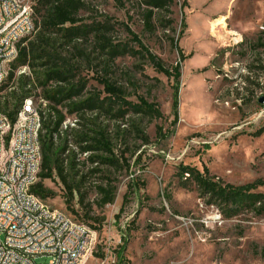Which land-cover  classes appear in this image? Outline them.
I'll list each match as a JSON object with an SVG mask.
<instances>
[{"label":"rangeland","instance_id":"obj_1","mask_svg":"<svg viewBox=\"0 0 264 264\" xmlns=\"http://www.w3.org/2000/svg\"><path fill=\"white\" fill-rule=\"evenodd\" d=\"M141 2L84 0L80 17L86 24L110 20L115 42L137 49L129 27L168 68L180 60L170 39L186 56L192 55L182 63L179 119L174 125L173 80L158 73L148 60L117 58L106 77L125 89L129 101L143 97L157 104L163 118L129 115L116 120L99 114L100 122L110 127L114 154L122 167L100 165L98 173L89 176L85 190L86 203L93 208L91 220L84 217L77 198L71 206L77 214L67 210L58 179L44 181L56 196L43 201L97 233L95 253H103L104 258L94 255L87 264H115L122 236L128 240L124 256L129 264H264V216L244 211L228 217L208 205L195 184L184 188L178 177L180 167H191L200 172L208 169L213 178L233 186L264 182V103L260 101L264 98V0H174L171 14H161L165 21L172 20V28L157 26L155 32L145 30ZM184 16L187 28L182 35ZM220 16L227 18L226 26L213 33L211 23ZM93 45L79 46L88 58L77 56L73 64L78 78L88 82V93H103L97 79L105 77V56L92 52ZM71 51L66 49L63 55L69 52L71 58ZM22 77L33 80L35 74L16 70L14 80L1 86H6L0 91L2 101L7 98L14 104L10 97L21 95ZM33 94L39 105L43 90L38 86ZM75 119L68 116L63 129L74 128ZM89 169L87 165L85 171ZM110 181L117 188L115 202L100 208L98 187ZM132 181L137 191L130 188ZM258 192L264 193V187ZM99 218L103 225L94 230Z\"/></svg>","mask_w":264,"mask_h":264},{"label":"trees","instance_id":"obj_2","mask_svg":"<svg viewBox=\"0 0 264 264\" xmlns=\"http://www.w3.org/2000/svg\"><path fill=\"white\" fill-rule=\"evenodd\" d=\"M33 7V17L37 25V31L31 36L23 39L19 47L18 56L11 64V71L7 81L15 78V71L27 67L33 71L35 78L20 80L21 95H11L14 104L10 105L7 98H0V112L10 118L12 124L18 122L19 114L22 112L24 100L34 96L33 88L40 87L43 90V100L48 102L46 109L39 112L43 117V128L39 134L42 153L41 170L39 180L32 188V193L42 200L53 199L56 193L48 188L44 181L56 179L65 190L66 207L71 214L76 211L71 207L77 198L84 217L91 220L93 213L91 203H86L88 192L85 185L90 175L98 173V166L104 165L111 168H121L120 160L114 154L109 125L100 122L101 113H105L116 120H124L129 115L161 119L163 115L155 103H150L143 97L138 102L127 99L126 91L106 77L109 75L110 65L119 57L133 56L140 60H148L154 69L174 81L173 110L176 125L178 121L179 89L182 77V63L190 59L192 55L186 56L178 48L174 39L171 44L179 52V62L168 68L163 61L152 54L129 27L126 30L131 36L132 42L137 44L135 49L129 43L115 42L113 33L115 26L106 20L86 24L80 17V12L85 9L84 0H30ZM118 5H123V0H113ZM174 0H142L139 8L142 12L145 30L155 32L157 26L163 30L172 28V20L165 21V16L171 14ZM187 3H185L186 6ZM187 28L185 16L182 19V30L184 34ZM34 41H31V38ZM93 43L92 52H97L104 57L105 77L98 78L103 86V93H88V82L79 79L73 60L77 56L82 59L88 58L85 51L79 46H88ZM72 49L73 56L64 51ZM5 87H0V91ZM104 95V96H103ZM103 96V97H102ZM68 116H75V127H66L64 124ZM87 116V117H86ZM136 133L141 134L139 127H134ZM162 134V129L159 135ZM165 137V136H164ZM167 138V137H165ZM148 144V139H145ZM84 160H81L82 156ZM127 163V159H123ZM87 165L91 169L85 171ZM95 166V167H94ZM188 175V176H187ZM178 177L183 181V187L195 184L202 198L207 200L210 206H216L228 217L238 216L244 211L254 213L256 216H264V193L258 192L264 187V182L245 186H233L224 184L213 178L208 169L203 172L191 167H180ZM130 188L137 191V185L132 181ZM100 195L99 207L104 208L113 204L117 195V188L110 181L106 186L98 187ZM126 197L125 200H127ZM46 202V201H45ZM99 220L100 230L104 219ZM123 245L117 249V262L115 264H129L124 256L127 247V238L122 236ZM95 257L104 258V254L95 253Z\"/></svg>","mask_w":264,"mask_h":264},{"label":"built area","instance_id":"obj_3","mask_svg":"<svg viewBox=\"0 0 264 264\" xmlns=\"http://www.w3.org/2000/svg\"><path fill=\"white\" fill-rule=\"evenodd\" d=\"M32 6L30 0H0V79L8 80L11 71L4 52H19L20 42L37 31ZM18 114L19 121L12 124L0 112V264H87L95 254L97 233L81 222L69 225L67 216L57 218L48 205L29 194V184H37L29 183L34 154L13 159V151L24 144L34 147L35 131H42L35 129V117L41 114L35 111V102L31 117ZM15 168H23L22 192L11 185Z\"/></svg>","mask_w":264,"mask_h":264},{"label":"bare ground","instance_id":"obj_4","mask_svg":"<svg viewBox=\"0 0 264 264\" xmlns=\"http://www.w3.org/2000/svg\"><path fill=\"white\" fill-rule=\"evenodd\" d=\"M226 17L220 16L215 21L211 23V31L214 33L218 27H225L226 26ZM235 35V34H234ZM18 56V51H11V52H4V62H13L16 57ZM0 57H2V49H0ZM7 81V79H0V87ZM35 97L29 96L24 100V104L22 107V117H31V106L34 105ZM40 104L37 105L35 103V111H40L42 109H46L48 106V102L46 101H39ZM39 114H41L39 112ZM43 117H35V129H42L43 127ZM19 121V120H18ZM41 131H35V145L31 147V144H24L21 148H14L13 151V159H23L26 157V154H34V167L33 170H29V183H37L39 180V173L41 170V163H42V153L40 147V140L39 134ZM22 175H23V168H15L13 170V176L11 178V185L15 192H22ZM35 184H29V194L32 193V188ZM35 201H43L41 198L34 194ZM44 205H47L43 201ZM49 211L54 213L57 218H64L66 216L60 210L51 208L49 205ZM67 223L71 226H79V223L74 222L73 220L67 217Z\"/></svg>","mask_w":264,"mask_h":264},{"label":"water","instance_id":"obj_5","mask_svg":"<svg viewBox=\"0 0 264 264\" xmlns=\"http://www.w3.org/2000/svg\"><path fill=\"white\" fill-rule=\"evenodd\" d=\"M260 101H261L262 103H264V98H262Z\"/></svg>","mask_w":264,"mask_h":264}]
</instances>
